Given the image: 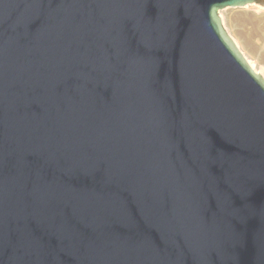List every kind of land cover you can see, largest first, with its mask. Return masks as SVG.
<instances>
[{"label":"water","instance_id":"obj_1","mask_svg":"<svg viewBox=\"0 0 264 264\" xmlns=\"http://www.w3.org/2000/svg\"><path fill=\"white\" fill-rule=\"evenodd\" d=\"M251 3L0 0V264H264Z\"/></svg>","mask_w":264,"mask_h":264},{"label":"bare ground","instance_id":"obj_2","mask_svg":"<svg viewBox=\"0 0 264 264\" xmlns=\"http://www.w3.org/2000/svg\"><path fill=\"white\" fill-rule=\"evenodd\" d=\"M228 8H231L232 10H233V12L231 13V17H237L238 19L239 18H241V19H245L246 21H248V22H255V25L257 24L258 25V27L260 28L259 30H261L260 31V33H258L257 32V37L259 36H261L260 37V40L261 41H259V38H258V42H256L255 43V41L257 40H253L254 38H255V35L252 37V39H248V38H246V40H249V41H251V40H253V43H255L254 45H255V48H252L251 47V42H248V44H249V46L252 48V50H250L252 53H253V50L255 49V52H256V56L258 55V58H257V60L255 61L254 60V58L251 60L250 59V57H249V55H247L245 52H244V50L243 49H245L244 48V46L242 45V43H244L243 42V40H245V38L244 39H242V42L241 43H239L238 41H237V39H236V37L235 36H233V34L231 35V31L229 32L228 31V29H227V23H225V16H226V14H224L223 12H222V10H221V13H219V16H220V18H221V21H222V24H223V27H224V29L226 30V32L228 33V35L230 36V38L232 39V41L234 42V44L237 46V48L248 58V61H249V64H250V66H251V69L256 73V74H258V75H261L262 76V78L264 79V4H260V3H251V4H246V5H244V6H241V7H228ZM228 8H225V9H227L228 10ZM225 9H224V12H225ZM222 13L224 14V16L222 15ZM229 14V13H228ZM230 15V14H229ZM228 16V15H227ZM229 17V16H228ZM227 17V18H228ZM231 17H230V19H231ZM229 19V18H228ZM228 19H226V20H228ZM244 20V21H245ZM235 21L236 20H234V21H232V23L233 24H235ZM240 21V20H239ZM239 21H238V23H239ZM244 21H240V23L241 22H244ZM245 21V22H246ZM228 22H229V20H228ZM231 22V21H230ZM248 22H246V23H248ZM242 24V23H241ZM241 24H238V25H240V27H242V30H244L243 28V26L241 25ZM254 24V23H253ZM238 25H236V28H239V27H237ZM243 25H244V23H243ZM250 25H251V23H250ZM255 25H253V26H255ZM244 26H246V24L244 25ZM247 27H248V30H249V28H250V26H248L247 25ZM247 27H246V30H247ZM255 28V27H254ZM254 28H252V29H254ZM251 29V28H250ZM245 31V30H244ZM255 31H257V26H256V28L254 29V31H252V32H255ZM240 32H241V30H240ZM245 34H246V31L244 32ZM248 33V32H247ZM250 33V32H249ZM256 33V32H255ZM254 33V34H255ZM258 34H260V35H258ZM240 35V34H239ZM247 35V34H246ZM245 35V36H246ZM249 35H251V33L249 34ZM248 35V36H249ZM253 35V34H252ZM243 36V35H242ZM240 38V37H239ZM241 38H243V37H241ZM249 38H251V36L249 37ZM260 42V43H259ZM253 43H252V45H253ZM241 44V45H240ZM246 44V43H245ZM244 44V45H245ZM241 46H243V49H242V47ZM246 46H248L247 44H246ZM247 48H249V47H247ZM250 49V48H249ZM247 50V49H246ZM250 51H248V52H250ZM250 52V53H251ZM254 52V53H255ZM254 56H255V54H254ZM253 56V57H254ZM256 58V57H255ZM254 60V61H253Z\"/></svg>","mask_w":264,"mask_h":264},{"label":"rangeland","instance_id":"obj_3","mask_svg":"<svg viewBox=\"0 0 264 264\" xmlns=\"http://www.w3.org/2000/svg\"><path fill=\"white\" fill-rule=\"evenodd\" d=\"M231 11L233 12V10H232L231 8H228V10L225 9V12H224V10H222V12H223L224 14H226V16H225V17H226V18H225V23H227V24H226V25H227L226 27H227V29H228L229 32L231 31V32H230L231 35L233 34V36L236 37L237 41H238V40L240 41V42L238 41L239 43H241V42H242V39H244L245 37L248 38L249 40L252 39V37H253L254 35H255V38L253 37V38H254L253 40L255 41V40L257 39V40L255 41V43L258 42V38H259V41H261V40H260V37H261V36H260V37H259V36L257 37V32L260 33V31H261V30H259L260 28L258 27V25H257V24L255 25V22H248V21H246L245 19H241V18L238 19L237 17H231V13H232ZM220 13H221V11H220ZM223 13H222V15L224 16ZM228 13H229L230 15H229ZM227 15H228L229 17H228ZM227 17H228L229 19H228ZM230 17H231V19H230ZM226 19H228L229 22H228V20H226ZM234 20H236V21H235V24H233L234 22L232 23V21H234ZM239 20H240V21H244V20H245V21L248 22V23H246V22L244 21V22H241V23H242V24H241ZM230 21H231V22H230ZM238 21H239V23H238ZM243 23H244V25L246 24V26H244ZM250 23H251V25H250ZM253 23H254V24H253ZM238 24H241V25L244 27L243 29L246 31V34H247V35L244 33L245 31L242 30V27H240V25H238ZM236 25H238L237 27H239V28H236ZM247 25L250 26L251 29L249 28V30H248ZM253 25H255V26H253ZM256 26H257V31H255L256 33H255V32H252V31H254V29L256 28ZM246 27H247V30H246ZM254 27H255V28H254ZM252 28H254V29H252ZM240 30H241V32H240ZM247 32H248V33H247ZM249 32L251 33V35H249V34H250ZM254 33H255V34H254ZM239 34H240V35H239ZM252 34H253V35H252ZM242 35H243V36H242ZM245 35H246V36H245ZM248 35H249V36H248ZM258 35H260V34H258ZM250 36H251V38H249ZM239 37H240V38H239ZM241 37H243V38H241ZM246 38H245V40H243L244 43H242V45L244 46L245 49H243V46H241V47H242V49L244 50V52H245L247 55H249L250 59H251V58H252V59L254 58V60L256 61L257 58H258V55L256 56L255 49L253 50V53L250 51V50H252V48H255V45H254L255 43H253V40H251V41L246 40ZM247 41H248V42H251V44H250V43H249V44L251 45L252 48L249 46V44H248ZM245 43H246L248 46H246ZM252 43H253V45H252ZM259 43H260V42H259ZM244 44H245V45H244ZM240 45H241V44H240ZM247 47H249L250 49L247 48ZM246 49H247V50H246ZM248 51H250L251 53L248 52ZM254 52H255V53H254ZM254 54H255V56H254ZM253 56H254V57H253ZM255 57H256V58H255ZM252 59H251V60H252ZM254 60H253V61H254Z\"/></svg>","mask_w":264,"mask_h":264}]
</instances>
